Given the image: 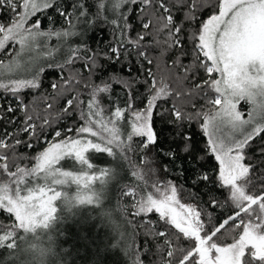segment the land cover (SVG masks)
Returning <instances> with one entry per match:
<instances>
[{
	"label": "trees",
	"instance_id": "obj_1",
	"mask_svg": "<svg viewBox=\"0 0 264 264\" xmlns=\"http://www.w3.org/2000/svg\"><path fill=\"white\" fill-rule=\"evenodd\" d=\"M164 2L172 10L174 25L171 30L174 31L175 25L182 28L179 45L173 44L169 47V29L157 31L160 25L155 16L163 15V10L159 9V0H152L151 5L143 6L139 2L126 3L120 10L122 14H127L126 17H118L112 11L99 9V0H54L51 7L40 9L27 20L25 28L39 22L40 31L67 29L69 24L65 17L77 5L75 14L86 10V20L91 23H86L79 42L70 46L78 48L77 55L81 58H73V62L62 69L49 67L50 64L64 63L71 54L68 52L43 65L44 71L39 73V87L24 88L19 92L23 108L10 92L0 89V138L7 140L6 147L0 148V154L6 157L0 164H7L8 172H15L18 167H34L36 157L43 151L49 139L59 141L61 138L68 140L79 137L76 130L85 123L80 118L81 112L87 118L88 103L92 99L94 86L111 85L109 92L97 96L99 107L103 110L102 115L109 119L117 107L127 108L129 93L132 94V110L143 109L151 95L149 87L153 79L166 83L170 94L156 101L151 121L156 139L146 149L143 148L146 137L133 136L131 141L127 140L128 133L132 131L130 121L133 117L131 112L124 113L118 127L120 139L131 145L130 150H126L124 154L128 159H124L113 148L117 153L114 157L115 179L104 192V200L98 208L93 210L94 208L85 205L69 211L58 208L48 229H38L35 234L24 233L16 227L19 222L14 213L0 208V236L6 235L8 230L16 233L5 241L4 246H0V264H21V261L30 264L24 253L20 254L19 260L14 259L16 250L6 247L13 239L21 248L28 243L53 240L55 264H136L137 258L139 264H162L169 259L174 264H179L184 254L179 249L194 246V240L190 244L177 229L161 220L155 210L139 211L141 198L148 193L155 195L154 184L163 188L171 182L177 188L181 203H191L198 210L211 213V218L207 214L202 216L205 232L208 234L238 211L229 199L228 190L220 187L217 181L220 165L215 155L209 151L208 137L200 127L204 118L197 115L213 109L214 106L209 100L215 98L216 93L207 87L195 89V85L203 84L209 79V75L205 69L199 67V61L193 56L195 44L199 42L194 37H198L201 24L219 12V0ZM19 3L22 0H18V5ZM80 3L83 8L78 7ZM193 3L197 5L196 8H191L195 18L188 19L185 14L190 12ZM58 8L64 15H61ZM22 10L18 6L17 13ZM125 18L130 27H123ZM114 19L117 24L111 23ZM12 21V10L0 5V24L8 26ZM145 23L149 24L148 29L143 28ZM140 35L144 39L140 41L139 47L128 43L137 40ZM81 45L84 47H79ZM14 48L13 41L5 44L0 50V63L11 57ZM112 48H117L119 56L112 52ZM181 48L183 52L179 50ZM140 52H145L147 59L140 56ZM88 57L94 58L95 67L92 66L93 60H88ZM199 59L209 63L202 54H199ZM149 72L152 76L148 75ZM218 77L219 73L211 74L212 79ZM176 93L180 95L177 96ZM69 100L73 101L71 105L68 104ZM9 105L15 111L8 112ZM248 106V102H243L240 109L247 111ZM174 109L191 116L192 119L176 120ZM26 114L32 116L30 123L35 125L34 135L32 129L21 131L25 127ZM45 119L48 124L44 123ZM58 131L61 133L59 137L55 135ZM82 135L100 142L97 137ZM186 137L189 139L186 140ZM17 140L20 141L19 144L16 143ZM245 154L244 163L253 165V184L250 190L258 192L264 186L257 179L264 175V133L253 137ZM133 171H139L144 179H137L132 175ZM203 174L209 176V181L196 179ZM9 180L8 173L0 168V183ZM129 189L132 190L131 193L126 195ZM213 199L216 200L215 205L211 202ZM241 218L247 219L244 214H241ZM238 223L239 221H229L215 240L221 244L232 243L243 231L242 228H236ZM160 232H164L165 236H159ZM20 236H25L26 240L21 242ZM166 240L176 249L172 258L168 257Z\"/></svg>",
	"mask_w": 264,
	"mask_h": 264
},
{
	"label": "snow or ice",
	"instance_id": "obj_2",
	"mask_svg": "<svg viewBox=\"0 0 264 264\" xmlns=\"http://www.w3.org/2000/svg\"><path fill=\"white\" fill-rule=\"evenodd\" d=\"M53 2L54 0H22V3L18 5V0H0V5L9 7L13 12V21L10 25L0 24V49L4 48L8 41L19 43L20 51H24L37 47L40 37L50 39L51 36H56L66 42L71 36L82 35V32L78 30V25L81 22L90 24L91 21L81 20L86 17V10L80 11L79 16H76L77 5H74L73 11L67 13L65 17L69 24L67 29L44 32L39 30V22L30 28H25V21L30 15H33L41 7H51ZM138 2L142 6L152 4V0H99L98 8L101 10L108 8L118 17H126L127 14L120 12L122 6L126 3L136 4ZM177 2L180 3L182 0H177ZM18 6L23 9L22 12L17 13ZM78 7L83 8V4L80 3ZM196 7V3L190 6V12L185 14L186 18H195L194 13H191V8ZM159 9L163 10V15L155 16L154 13L155 19L160 25L157 31L162 32L169 29L167 33L171 40L169 47L173 44L179 45L181 43L179 34L182 32V28L175 25L174 31L171 30L174 25L171 8L166 5L164 0H159ZM57 10L61 11L59 8ZM61 15H64L62 11ZM111 23L117 24V20L114 19ZM123 27H130L126 18ZM143 28L148 29L149 24H143ZM196 38L199 42L195 44L193 56L196 61H199V67L205 69L209 79L205 80L203 84L195 85V89L207 87L216 93L215 98L209 100V103L214 106L213 109L210 112L197 113V115H202L204 118L200 127L204 135L208 137L209 151L215 155L220 165L217 181L220 187L228 190L229 199L238 211L208 234L205 232L202 216L207 214L211 218V213L198 210L194 204L181 203L177 188L171 182L163 188L154 184L155 195L148 193L146 197L141 198L139 211L151 212L155 210L159 213L161 220L177 229L183 237L189 240L190 244L194 240V246L179 249L184 253L179 264H264V186L258 192L250 190V186L253 184V165L244 163L245 150L249 146V142L254 136L264 133V0H219V14L211 15L201 24L198 37H194V39ZM143 39L144 36L140 35L137 40L128 41V43L139 47L140 41ZM56 50L58 49L53 51ZM179 50L184 51L183 48ZM69 52L71 54L64 63L50 64L49 67L55 66L62 69L66 64L72 63L73 58H81L77 55L78 48H69ZM112 52L119 56L117 48H112ZM47 54L50 55L51 52ZM199 54H202L205 60L210 63L200 60ZM139 55L147 59L145 52H140ZM17 57H19V52ZM17 57H14L13 61L7 65L0 63V69H3L0 71V89L6 93L10 92L23 108V101L19 97L20 90L39 87V73L44 69L39 68L32 79H12L6 73H13L20 68V61ZM87 59L93 60L92 66H96L93 57ZM178 61L179 57H177ZM149 63H151L150 60ZM213 73H219V78L212 79L211 74ZM148 75L152 76V73L149 72ZM110 88L109 84L93 87L92 99L88 103L87 118H85L84 112H81L80 116L85 121L84 126L76 130L78 136H81L80 139H68L50 144L44 152L36 157L37 162L31 169L18 167L15 172H8V165L0 164V168H3L10 177L9 182L0 183V208H6L7 212L14 213L19 222L16 227L22 229L24 233L35 234L38 229H47L54 218L56 208L53 206V202L57 201L62 193L49 188V182L53 185H63L69 180L77 184L83 180L87 187L89 181L97 179L94 176L73 175L70 172L61 171L56 165L62 159L74 156L80 164L92 168L93 165L89 163L85 153L95 150L116 156L117 153L113 151V148L117 149L124 159H128L124 154L126 150H130L131 145L120 139L118 127L125 112H131L133 117L130 121L132 131L128 133L127 140L131 141L133 136L146 137L143 143L145 149L155 143L156 137L151 125L153 108L158 99L170 94L168 85L163 81L158 82L153 79V83L149 87L151 95L143 109L132 110V94L129 93L127 108L117 107L109 119L102 115L103 110L99 107L100 102L97 96L100 93L109 92ZM176 95L179 96L180 93H176ZM241 101H247L253 105L247 119L237 108ZM72 103V100L68 101L69 105ZM13 111L15 109L9 105L8 112ZM173 115L176 120L192 119L191 116L184 115L178 109L173 110ZM30 121H32V116L26 114L25 127L21 131L27 132L32 129L34 135L35 125ZM44 123L48 124V120L45 119ZM237 133L239 138H237ZM82 134L97 137L100 142L87 139ZM55 135L59 137L61 133L58 131ZM16 143L19 144L20 141L17 140ZM4 147H6L5 142L0 139V148ZM7 147H12V145H7ZM187 150L186 147L185 151ZM4 159L6 157L0 154V160ZM111 171V169H101V178L110 177ZM132 175L139 180L144 179L139 171H133ZM196 179L209 181V176L207 174L198 175ZM257 179L264 185V175ZM29 180H43L44 184L36 183L34 186H29ZM104 182L105 179H101V183ZM131 191L129 189V192L125 194H130ZM49 192L54 194L50 195ZM93 199L98 200V194L93 193L89 197L77 198L80 203H92ZM211 202L213 205L216 204L215 199ZM241 214H244L247 219H242ZM229 221H239L235 226L237 229L242 228L243 231L230 244L218 243L215 237ZM15 235L14 230H8L6 235L0 236V246H4L5 241ZM158 235L163 237L165 233L160 232ZM19 240L23 242L26 237L20 236ZM165 244L169 249L168 257H174L176 249L172 248L171 242L168 240L165 241ZM6 247L16 250L13 254L16 260H19L20 254L24 253V248H21L15 239ZM21 264H25V262L21 261ZM136 264H139L138 258ZM162 264H174V261L169 259L163 261Z\"/></svg>",
	"mask_w": 264,
	"mask_h": 264
},
{
	"label": "rangeland",
	"instance_id": "obj_3",
	"mask_svg": "<svg viewBox=\"0 0 264 264\" xmlns=\"http://www.w3.org/2000/svg\"><path fill=\"white\" fill-rule=\"evenodd\" d=\"M123 6H122V8H123ZM42 8L43 7H41L40 9H42ZM122 8L120 10H122ZM104 11L111 12V10H109L108 8H105ZM79 12L76 13V16H79ZM217 14H219V12ZM31 16L32 15H30L28 17V19ZM86 18H87V15H86V17L81 18V20L84 21V20H86ZM27 20L25 21V25H24L25 27H26ZM85 25H86V23H84V22H81L78 25V30L82 32V35L84 33ZM57 31H59V30H57ZM82 35L71 36L68 38V40L66 42L63 41L62 38H58L56 36H51L50 39L46 38V37H40V38H38V46L37 47H35L34 49H26L24 51H20V44L14 42L15 48L13 49L11 57L8 60H6L5 62H3L2 64L7 65L9 62L13 61V58L17 57V53L19 52V57H17V59H19V61H20V68H18L13 73H6V75L12 79H29V78H31L39 70V68H41L47 62H49L52 59L60 58L63 55L67 54L69 52L70 46L77 41L79 42V40L82 38ZM50 41H51V43H50ZM45 45H47V46L45 47ZM55 49H58V50L53 51ZM49 52H51L50 55L47 54ZM0 71H3V69H0ZM241 102L243 103V102H247V101H241ZM241 102L237 105V108L244 115V118L247 119L248 113L253 108V105L248 103L249 106H248L247 111L246 110L243 111L242 109H240V104H242ZM236 135H237V138H239V134L237 133ZM84 137H86L87 139H92L94 142H98V141H95L93 138H90L88 136H84ZM80 138H81V136L74 138V139H80ZM3 140H4L5 145H6L7 144L6 138H4ZM63 140H67V139L61 138L59 141H52V139L47 140L45 143L44 149H43V151H41V153L44 152L45 149H47L50 146V144L60 143ZM103 146L104 145L102 144V147ZM105 153H106L105 155H100L95 150H90L89 152L85 153V155L87 156V158L89 160V163H91L93 165L92 168H88L87 165L80 164L75 159L74 156L65 157L56 165V167L60 168L61 171L70 172L73 175L97 177V179L89 181L87 187H85V183L83 180L79 184L69 180L68 183H65L63 185H53L49 182V185H48L49 188H52V189H54V191H59L62 193V196L60 198H58L57 201L53 202V206L56 208V212H57L58 208H61L62 210L69 211V209H73L74 207L81 206V205L92 207V208H94L93 210H95L96 208H98V206H100V204H102V201L104 200L103 199L104 198V192L108 189L110 183L115 179V171H116L115 161H114L115 156H110L107 154V152H105ZM4 160H0V162L4 161ZM101 169H111L112 170L111 176L107 177V178H101ZM101 179H105V182L101 183ZM36 183L43 185L44 181L43 180H39V181L29 180V186H34ZM12 187H15V185H13ZM93 193L98 194V196H99L98 200L93 199L92 203H86V202L80 203V202H78V200H77L78 197H82V198L83 197H89V196H92ZM49 194L51 195L54 193L49 192ZM4 209H6V208H4Z\"/></svg>",
	"mask_w": 264,
	"mask_h": 264
},
{
	"label": "clouds",
	"instance_id": "obj_4",
	"mask_svg": "<svg viewBox=\"0 0 264 264\" xmlns=\"http://www.w3.org/2000/svg\"><path fill=\"white\" fill-rule=\"evenodd\" d=\"M24 255L30 264H55L56 252L53 240L44 243H28Z\"/></svg>",
	"mask_w": 264,
	"mask_h": 264
}]
</instances>
